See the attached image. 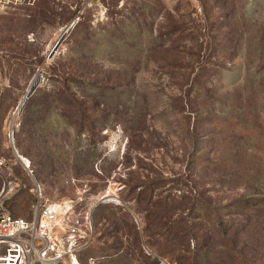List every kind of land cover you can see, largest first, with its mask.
Masks as SVG:
<instances>
[{"label":"rangeland","instance_id":"374dc122","mask_svg":"<svg viewBox=\"0 0 264 264\" xmlns=\"http://www.w3.org/2000/svg\"><path fill=\"white\" fill-rule=\"evenodd\" d=\"M37 149L57 160L48 180L27 154ZM3 188L0 202L26 218L38 195L96 198L85 264L129 256L132 225L144 226L137 209L157 210L133 195L208 201L205 264H264V217L252 224L230 207L264 199V0H0ZM183 214L196 221V209ZM116 241V254L101 256Z\"/></svg>","mask_w":264,"mask_h":264},{"label":"trees","instance_id":"16d2710c","mask_svg":"<svg viewBox=\"0 0 264 264\" xmlns=\"http://www.w3.org/2000/svg\"><path fill=\"white\" fill-rule=\"evenodd\" d=\"M61 91L62 90H60V92ZM34 92L30 94L26 101L30 100L33 97ZM75 105L78 108L82 109L81 103L79 101L76 100ZM89 130H98L97 125L93 122H90ZM17 147L20 150L19 143H17ZM37 150L38 152L36 153L27 152V154H29L32 158H34L35 156L38 159L37 161L31 160L34 166H41V169L39 168L37 171L34 170L36 171L37 177L40 176L44 180H48L49 175L54 174L53 172L57 171V169H54V164L57 160L54 157L44 156L39 149ZM19 154L21 155V152H19ZM21 156L24 157L23 155ZM17 157L13 156L12 158L15 162L19 163V157ZM50 167L51 169L48 171V168ZM31 190L33 191V193H30V195L37 196V188L33 186L31 187ZM37 198L38 197L33 198L32 201L34 202V204L37 203ZM132 198L136 201V204L138 205H143L144 203L149 204L152 207H156L157 210H155L154 212H148V209H137L138 212L141 214L140 217L143 220L144 226L142 227V234H140L139 229H137V226L132 223V227L136 230V236L132 240L131 246L127 250V255H129V258L123 255V260H116L112 257L116 254L115 250H118L122 247L121 241H116L113 245L100 247L102 254L101 256L112 257V259L107 260L105 264L157 263L155 261H151L152 255L147 254L145 250L141 247L143 244L142 238H144V242L147 243L149 249L161 258V261H165L166 263L168 261L169 263H171V261L174 260V256L171 255L176 254L177 257L175 256V262L177 264H205L206 261L204 257L208 254L210 250L209 245L211 242V237L209 236V230L206 228L204 221L212 220L211 218L213 217V213L211 211L213 209L209 205L208 201L204 199H198V197L183 198L181 196L180 198H176L171 197V195H133ZM87 206L88 201L85 197L83 201L78 203L77 209L79 211H84ZM231 206L233 207L232 209L237 211V213L249 214V221H251L252 224L254 223V220L264 217V199H260L258 197L237 199L230 204V207ZM192 208L196 209V216L194 217L196 221L194 223H190L188 220L189 218L185 217L187 215L183 214V212H185L187 209L191 210ZM95 211L94 223L97 235L96 237L98 238L97 223L95 222ZM138 212H136L137 215ZM143 212H145V214H143ZM105 218H107V215ZM251 223L248 224L250 225ZM116 227L120 229L119 224ZM228 229L234 228L233 226H231ZM225 230H227V228ZM236 232L237 231H231V234L226 233L224 236L233 235ZM156 236L162 239L160 245H157L158 242L154 240ZM93 244L90 248L84 250L81 253L80 259L83 264H85V262L82 260V255H85L95 245ZM202 255L204 257H202L201 259L200 256Z\"/></svg>","mask_w":264,"mask_h":264},{"label":"built area","instance_id":"2783aa9c","mask_svg":"<svg viewBox=\"0 0 264 264\" xmlns=\"http://www.w3.org/2000/svg\"><path fill=\"white\" fill-rule=\"evenodd\" d=\"M38 197L31 218L12 215L0 202V264H83L81 253L97 236L98 200L90 198L79 211L76 199L42 202Z\"/></svg>","mask_w":264,"mask_h":264},{"label":"water","instance_id":"95a60500","mask_svg":"<svg viewBox=\"0 0 264 264\" xmlns=\"http://www.w3.org/2000/svg\"><path fill=\"white\" fill-rule=\"evenodd\" d=\"M68 29H69V27H67L64 30V32L62 33V35L59 37L58 41L56 42V44L54 45L53 49L51 50V52L49 54V57H52L55 54V52L57 51V49H58V47H59V45H60V43L62 41V39L67 34ZM38 85H39V79H36L35 80V83H33V84L30 85V87H29V89H28V91L26 93V98H28L30 96V94L35 91V89H36V87ZM23 105H24V103H23ZM23 105L19 106L18 112L21 110V108H22ZM11 133H12L11 137H12V140H13L14 130H12ZM14 149H15L16 154L19 157V159L22 160L24 162V164H26V166H29L28 163L25 161V159L19 154V152H18V150H17V148L15 146H14ZM5 191H6V188H3L2 192L0 193V197H1V195H4ZM162 262H163V264H167L165 261H162Z\"/></svg>","mask_w":264,"mask_h":264},{"label":"bare ground","instance_id":"6f19581e","mask_svg":"<svg viewBox=\"0 0 264 264\" xmlns=\"http://www.w3.org/2000/svg\"><path fill=\"white\" fill-rule=\"evenodd\" d=\"M26 96L23 98V100L21 101V103H20V105L19 106H21V105H23V103L25 104V101H26ZM12 134V133H11ZM25 161L28 163L29 161L27 160V159H25Z\"/></svg>","mask_w":264,"mask_h":264}]
</instances>
